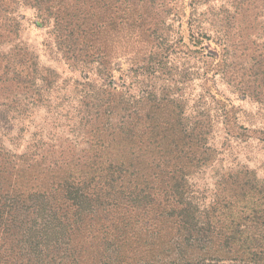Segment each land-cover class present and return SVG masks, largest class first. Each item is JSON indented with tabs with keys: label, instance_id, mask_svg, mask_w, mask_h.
<instances>
[{
	"label": "trees",
	"instance_id": "1",
	"mask_svg": "<svg viewBox=\"0 0 264 264\" xmlns=\"http://www.w3.org/2000/svg\"><path fill=\"white\" fill-rule=\"evenodd\" d=\"M21 9L67 66L61 87L20 42ZM189 41L213 115L205 95L187 113L164 66L144 64V0H0V106L23 118L42 106L71 133L18 152L0 144V264H264V182L241 169L209 197L194 189L216 122L238 138L254 131L216 86L237 74L219 44ZM147 42L150 57L168 50L160 35ZM241 75L236 87L264 103V66L253 84Z\"/></svg>",
	"mask_w": 264,
	"mask_h": 264
},
{
	"label": "rangeland",
	"instance_id": "2",
	"mask_svg": "<svg viewBox=\"0 0 264 264\" xmlns=\"http://www.w3.org/2000/svg\"><path fill=\"white\" fill-rule=\"evenodd\" d=\"M19 14L23 17L20 42L38 56L42 66L59 74L58 85L61 87L62 81L71 74L63 61L49 54L44 44L46 28L32 24V10L21 9ZM190 32L210 36L224 52L226 66L237 69L238 75L231 77L222 78L216 74V86L236 106L237 123L254 131L250 136L238 138L230 136L224 125L216 122L208 138L214 158L211 164L192 177L194 189L209 197L215 191V181L220 175L241 169L252 171L264 182V140L258 133L264 131V103L250 93L241 92L235 85L240 82L238 76L241 74L245 76L243 81L247 78L253 84L252 74L264 66V0H144V64L157 61L164 66L162 82L174 87V94L182 95L187 113L199 97L205 95V105L211 107L213 115L214 106L203 92L200 76L205 59L184 46L195 48L189 41ZM151 33L160 35L161 41L165 39L164 46L168 48L159 59L150 57L147 36ZM1 49L6 50L7 47ZM250 72L251 77H248ZM144 83H152V80L144 77ZM257 86L258 82L254 88ZM50 115L40 106L33 110L32 116L23 118L1 105L0 144L18 152L36 138L70 139L69 127L63 119L55 123ZM78 146L81 148L83 143L79 142Z\"/></svg>",
	"mask_w": 264,
	"mask_h": 264
}]
</instances>
